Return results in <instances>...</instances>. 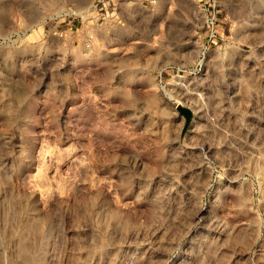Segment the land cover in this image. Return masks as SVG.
Wrapping results in <instances>:
<instances>
[{"label":"rangeland","instance_id":"1","mask_svg":"<svg viewBox=\"0 0 264 264\" xmlns=\"http://www.w3.org/2000/svg\"><path fill=\"white\" fill-rule=\"evenodd\" d=\"M0 264H264V0H0Z\"/></svg>","mask_w":264,"mask_h":264},{"label":"water","instance_id":"2","mask_svg":"<svg viewBox=\"0 0 264 264\" xmlns=\"http://www.w3.org/2000/svg\"><path fill=\"white\" fill-rule=\"evenodd\" d=\"M178 111L185 116V122L187 124L191 119V112L188 109L183 108V107H179Z\"/></svg>","mask_w":264,"mask_h":264}]
</instances>
